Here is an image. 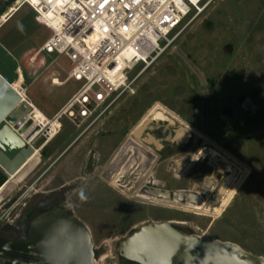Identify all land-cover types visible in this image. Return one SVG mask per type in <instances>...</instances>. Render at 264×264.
<instances>
[{"label": "flooded vegetation", "instance_id": "1", "mask_svg": "<svg viewBox=\"0 0 264 264\" xmlns=\"http://www.w3.org/2000/svg\"><path fill=\"white\" fill-rule=\"evenodd\" d=\"M12 1L0 0V15ZM196 79L199 89L204 91L200 98L207 109L205 90L213 88L212 80L200 76ZM178 96L162 98L172 101L174 109H152L145 117L146 111L113 107L86 119L56 116L58 110L51 117L39 109L27 112L24 122L17 129L12 128L23 145L11 155L0 146V159L13 170L11 173L0 163V236L27 241L32 219L52 208H62L81 220L93 244L90 223H96L99 208H123L122 214H136L135 208L162 211L164 215L132 224L113 241L122 264L130 261L118 254V245L137 224L167 221L182 233L201 236L202 229L197 231L193 221L184 219L185 208L218 206L221 193L239 174L231 155L248 161L250 148L248 142L231 140L203 145L201 136L195 140L196 131L190 127L205 125V131L221 128L218 116L224 120L239 118L236 106L228 103L215 109V120L208 119L203 124L195 107L191 108L185 100L176 102ZM216 96L225 100L222 93L217 92ZM240 104L244 110L252 106L251 101L242 98ZM63 116L69 125L62 122ZM139 116L143 118L138 122ZM252 121V116H247L232 129ZM183 132L188 133L185 140L181 139ZM7 134L2 131L0 137ZM107 223L114 227L113 222ZM97 252L95 249V257Z\"/></svg>", "mask_w": 264, "mask_h": 264}, {"label": "rangeland", "instance_id": "2", "mask_svg": "<svg viewBox=\"0 0 264 264\" xmlns=\"http://www.w3.org/2000/svg\"><path fill=\"white\" fill-rule=\"evenodd\" d=\"M50 33L38 23L34 10L27 4L0 25L1 75L16 89H21L16 72L21 64L26 96L32 108L41 110L47 117L55 114L81 84L73 79L60 86L50 84V77L63 79L66 76L68 68L63 58L44 73L45 67L53 62V55L42 53L33 65L29 64L31 55ZM198 76L210 78L213 83L212 89L205 90L207 109L200 98L204 91L199 89ZM217 92L224 94L225 100H219ZM176 94H179L177 103L185 100L191 108L195 107L203 124L208 119L215 120V109L228 103L237 107L239 118L224 120L218 116L221 128L205 131V125L189 124L196 131L195 140L201 136L206 146L224 140L245 141L250 148L248 161L228 153L240 172L221 193V200L226 199L224 206L220 208L221 201L218 206L185 208L184 219L193 221L197 231L202 229L199 231L202 237L232 242L247 252L264 256V0H211L176 39L174 47L139 77L135 94L123 97L113 108L146 111L144 117L152 109H174L172 101L162 98L169 100ZM241 98L252 102L250 109L241 108ZM247 116H252L253 121L239 125L241 127L234 131L232 127ZM143 117L139 116L138 122ZM61 120L69 125L65 116ZM181 120L185 118L181 116ZM122 209L99 208L96 223L89 221L93 227L94 248L98 251L96 264H121L113 241L139 220L164 215L150 208H135L136 214H122ZM109 221L114 227L107 223ZM102 236H105L104 242L97 239Z\"/></svg>", "mask_w": 264, "mask_h": 264}, {"label": "built area", "instance_id": "3", "mask_svg": "<svg viewBox=\"0 0 264 264\" xmlns=\"http://www.w3.org/2000/svg\"><path fill=\"white\" fill-rule=\"evenodd\" d=\"M210 2L13 0L0 15V25L25 4L34 10L38 23L51 33L31 55L29 64L33 65L42 53L53 55L44 73L65 59L66 76L50 77V84L60 86L71 79L81 84L56 116L86 119L135 94L139 77L174 47L176 39ZM16 72L21 73L22 80L23 68L18 67ZM23 94L32 105L24 91Z\"/></svg>", "mask_w": 264, "mask_h": 264}, {"label": "water", "instance_id": "4", "mask_svg": "<svg viewBox=\"0 0 264 264\" xmlns=\"http://www.w3.org/2000/svg\"><path fill=\"white\" fill-rule=\"evenodd\" d=\"M29 111L32 106L0 74V132L8 133L6 139L0 137V146L9 155L23 145L12 128L17 129ZM0 163L13 172L1 159ZM118 254L136 264H264V256L247 252L235 243L187 235L167 221L132 228L121 239ZM0 259L3 264H96L89 230L62 208L34 217L27 241L0 236Z\"/></svg>", "mask_w": 264, "mask_h": 264}, {"label": "bare ground", "instance_id": "5", "mask_svg": "<svg viewBox=\"0 0 264 264\" xmlns=\"http://www.w3.org/2000/svg\"><path fill=\"white\" fill-rule=\"evenodd\" d=\"M55 82H58L57 80L55 81ZM13 85V84H12ZM15 88V87H14ZM18 92H20V94L22 95V90L21 89H16ZM23 96V95H22ZM29 105H31V104H29ZM33 110H35L36 108H32ZM40 112V111H39ZM41 114V113H40ZM42 116L43 115H41V118H42ZM145 117V116H144ZM38 121H41V120H38ZM184 131V130H183ZM188 134V133H187ZM181 139H183V140H185L186 139V134L183 132L182 134H181ZM228 163V162H227ZM227 168L228 169H232V167L230 166V164H228V166H227ZM240 172V171H239ZM224 193V192H223ZM222 201V200H221ZM226 203V199H224L222 202H221V206H220V208L221 207H223L224 206V204ZM190 208V207H189ZM199 208V207H198Z\"/></svg>", "mask_w": 264, "mask_h": 264}, {"label": "crops", "instance_id": "6", "mask_svg": "<svg viewBox=\"0 0 264 264\" xmlns=\"http://www.w3.org/2000/svg\"><path fill=\"white\" fill-rule=\"evenodd\" d=\"M9 19V18H8ZM8 19H7V21H8ZM6 21V22H7ZM18 66H19V68H20V70H21V64H18ZM3 76V75H2ZM4 77V76H3ZM25 75H24V73H23V79L21 80V73L18 75V79H17V81L19 82V85H21L20 87L22 88V90L24 91V93H25V89L22 87V83H24V80H25ZM8 81V80H7ZM8 82H10V81H8ZM11 83V82H10ZM11 84H13V83H11ZM25 95H26V93H25Z\"/></svg>", "mask_w": 264, "mask_h": 264}, {"label": "clouds", "instance_id": "7", "mask_svg": "<svg viewBox=\"0 0 264 264\" xmlns=\"http://www.w3.org/2000/svg\"><path fill=\"white\" fill-rule=\"evenodd\" d=\"M81 198L82 199H85L84 195H83V192H81Z\"/></svg>", "mask_w": 264, "mask_h": 264}, {"label": "trees", "instance_id": "8", "mask_svg": "<svg viewBox=\"0 0 264 264\" xmlns=\"http://www.w3.org/2000/svg\"><path fill=\"white\" fill-rule=\"evenodd\" d=\"M1 74V73H0ZM6 80H8L6 77H4ZM9 81V80H8Z\"/></svg>", "mask_w": 264, "mask_h": 264}]
</instances>
